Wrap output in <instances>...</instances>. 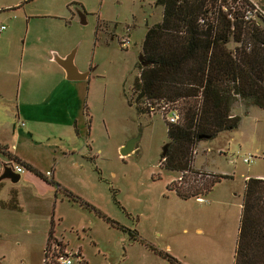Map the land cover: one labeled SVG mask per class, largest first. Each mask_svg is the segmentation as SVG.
I'll list each match as a JSON object with an SVG mask.
<instances>
[{
  "label": "rangeland",
  "instance_id": "rangeland-1",
  "mask_svg": "<svg viewBox=\"0 0 264 264\" xmlns=\"http://www.w3.org/2000/svg\"><path fill=\"white\" fill-rule=\"evenodd\" d=\"M160 18L154 0H0V22L9 31L0 55L16 71L15 93L53 84L48 106L71 110L69 124L42 125L37 130L45 134L9 143L72 194L52 186L53 205L35 212L25 195L33 186L22 178L33 172L14 162L20 178L3 179L0 189L5 204L12 191L17 201L0 204V264H43L49 231L47 264L65 255L69 264H232L244 176L264 177V110L237 99L235 128L197 142L188 171L164 169L165 118L145 112L132 86L146 27ZM52 52H72L88 76L56 85L44 60ZM11 118L0 114V135L10 134ZM137 132L135 148L120 155ZM196 171L226 176L197 198L169 188L195 182Z\"/></svg>",
  "mask_w": 264,
  "mask_h": 264
},
{
  "label": "trees",
  "instance_id": "trees-1",
  "mask_svg": "<svg viewBox=\"0 0 264 264\" xmlns=\"http://www.w3.org/2000/svg\"><path fill=\"white\" fill-rule=\"evenodd\" d=\"M154 4L161 6V18L146 27L140 53L148 62L138 61L132 86L145 112L161 100L178 109L176 122L165 120L167 141L160 160L164 169L183 173L191 168L197 142L238 125L239 115L231 113L237 99L264 110V0L261 11L251 16H246L253 8L250 0H154ZM0 151L6 152L2 146ZM8 157L5 165L21 164L54 191L72 196L27 161L10 153ZM195 173V182L169 188L183 198H197L226 176ZM0 204L17 207L14 191L7 204L2 200ZM51 235L49 231L43 264ZM232 264H264V177L244 179Z\"/></svg>",
  "mask_w": 264,
  "mask_h": 264
},
{
  "label": "crops",
  "instance_id": "crops-1",
  "mask_svg": "<svg viewBox=\"0 0 264 264\" xmlns=\"http://www.w3.org/2000/svg\"><path fill=\"white\" fill-rule=\"evenodd\" d=\"M5 29L6 26L0 32V41L6 38V36L9 34V31L7 30L3 32ZM35 36L37 39L39 38L38 34ZM44 54H46L44 55V60L46 61L49 69L52 71V78H55V82H57L56 85L60 84L61 86L65 85L64 83H69L66 81L79 80L65 78L62 68L51 59V54L50 56L47 55V53ZM8 62V57L0 55V114H2L4 118L9 122L12 120L11 117H13L14 120V122H11L10 134L0 135V146L5 148L6 150V152L4 151L5 153L0 151V171L2 170L5 163H8L10 161L8 153L16 155L20 159L26 161L23 154L16 150V144L12 146L11 143H9L11 142L12 138L16 139L17 141L22 138L21 142L29 141L32 139L30 138V136L32 137V132L34 131L45 134L41 132V130H44V128L40 129L39 131L37 130V128L41 127L42 125H54V127H58L69 124L71 115V110L64 105L59 108L58 106L52 108L48 106V104H50L51 102L50 95L55 93L56 89V86H53V84L49 86L46 85L44 87H30L29 85H26L21 97L20 92L17 91L15 93L14 83L16 71L13 69V67L11 69L8 68ZM52 63H55L56 66H54V64ZM61 98L63 99L62 96ZM20 122H22V124ZM24 132H26L29 136H25L23 134ZM13 163V161L10 162V166L14 170ZM38 171L44 174L49 170L45 169L44 172L40 170ZM248 176L249 175H245L244 179ZM254 176L262 177V175L259 174ZM49 177L54 179L52 170L50 171ZM22 178L26 182H30L33 186V188L29 186V188L26 189L25 194L26 196H28L31 208L35 212L46 213L48 208L50 207V204L53 205L54 203V199L52 198V196L48 195L49 192L52 191V185H50L34 173L33 175L23 174ZM3 179L9 180L8 178Z\"/></svg>",
  "mask_w": 264,
  "mask_h": 264
},
{
  "label": "water",
  "instance_id": "water-1",
  "mask_svg": "<svg viewBox=\"0 0 264 264\" xmlns=\"http://www.w3.org/2000/svg\"><path fill=\"white\" fill-rule=\"evenodd\" d=\"M80 21L84 22L83 15L79 13ZM51 59L56 62L63 70L64 76L67 79H83L88 75L87 70H79L73 62V53L59 55L56 52L51 53ZM140 64L144 65L148 61L144 60L142 54L139 53L137 57ZM139 137V132L128 137L119 147L120 155L124 156L135 148V143ZM166 142L161 146V153H164ZM264 155V154H263ZM8 178L11 182H15L19 178V173L14 171L10 165H4L0 171V179Z\"/></svg>",
  "mask_w": 264,
  "mask_h": 264
},
{
  "label": "built area",
  "instance_id": "built-area-1",
  "mask_svg": "<svg viewBox=\"0 0 264 264\" xmlns=\"http://www.w3.org/2000/svg\"><path fill=\"white\" fill-rule=\"evenodd\" d=\"M253 4V8H250L249 10L246 11V16H251L253 15V12L255 10L261 11V5L257 6L253 0H250ZM5 28V24L0 22V32ZM156 110L160 111L161 115L164 116L165 120L168 122H176L179 118V111L176 108L175 105H173L172 103L168 102V101H159L155 104H151L149 105V114L155 112ZM22 124V122H20ZM244 161H248V158L243 157ZM16 171H21V167L20 166H16L15 168ZM45 174H49L48 171L45 172ZM48 258H46L47 260ZM58 261L60 262V264H69L71 262V259L68 255L65 256H59L58 257Z\"/></svg>",
  "mask_w": 264,
  "mask_h": 264
}]
</instances>
